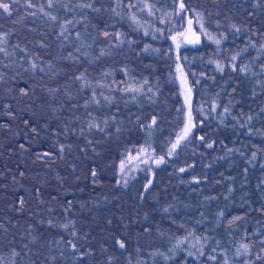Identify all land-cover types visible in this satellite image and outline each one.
Masks as SVG:
<instances>
[{
	"label": "trees",
	"instance_id": "1",
	"mask_svg": "<svg viewBox=\"0 0 264 264\" xmlns=\"http://www.w3.org/2000/svg\"><path fill=\"white\" fill-rule=\"evenodd\" d=\"M168 1L177 18L193 20L187 8L192 0ZM196 1L223 26L240 29L233 40V30L227 32L221 55L246 48L245 56L254 58L251 71L264 64L259 52L264 10L252 0H246L247 8L236 1ZM52 2L47 13L28 8L25 0L12 8L11 16L0 9V35L7 34L0 47L9 53H0V264H224L222 250L232 255L228 264H247L246 259L264 264L261 78L253 82L224 70V96L234 102V118L220 125L191 111L190 132L169 155L165 137L181 125L175 116L167 122L166 115L180 104L166 79L170 41L159 42L163 45L155 54L125 45L100 54L93 38L97 43L113 39L117 24L97 6H110L111 0H85L91 7L83 8L75 0ZM210 51L201 41L195 47L182 44L178 54L183 62L182 56L204 58ZM30 61L37 63L36 70ZM120 68L158 79L152 104L136 106L116 97L106 101L102 86L93 89L104 71L118 77ZM191 94L196 95L194 88ZM89 123L98 127L89 128ZM149 141L150 159L156 162L120 175L125 156ZM183 237L206 241L204 254L215 260L198 261L182 249L173 256L172 248ZM241 243L248 246V255L236 257ZM13 250L19 255L13 256Z\"/></svg>",
	"mask_w": 264,
	"mask_h": 264
},
{
	"label": "rangeland",
	"instance_id": "2",
	"mask_svg": "<svg viewBox=\"0 0 264 264\" xmlns=\"http://www.w3.org/2000/svg\"><path fill=\"white\" fill-rule=\"evenodd\" d=\"M75 1H77L78 5L86 4L85 0ZM223 1L230 4L232 1H236L237 3H241L240 6L243 8H247V5L245 4L246 0ZM252 1V5L264 10V0L263 2L257 0V3H255V0ZM30 2L33 5L31 9L47 13L45 10L48 8L49 0H44L42 4H40L41 1L34 4L32 3V0H30ZM97 7H102L104 12H107L116 20L117 24L113 39L108 38L102 43H97L96 39L93 38V43L98 48V53L100 54L108 51L110 47L113 48L122 45L135 50L136 53L139 52L140 49L143 53L152 52L155 54L157 52L156 48L163 45L159 42H162L164 39H168L170 41L171 58L170 62L168 61L170 70L168 69V72L166 73V79L170 80L172 85H174L180 104L176 106L175 110L169 111L166 115H168L167 122H171L175 119V116L181 120V125L177 131L172 130L166 135V139L164 140L166 142L165 146H167L166 151L171 149L178 136L184 134L186 125L190 124L192 128V125L194 124L192 116L189 121V114L186 108L185 100L186 96L191 93L192 88L195 89L196 94L193 97L192 112L200 118H213L221 125L224 119L234 118L231 114L234 102L229 100L231 98L228 99L224 96V86L227 82V77H224L223 74L224 70L233 72V66H235V72L238 71L241 75L249 76V80L255 82V77L259 76L264 82V74H261V65L258 66L256 70L250 71L247 74L239 71V69L245 65H247L251 70V64L249 62H254V58L250 59V57L245 56L244 50L246 48L241 49V47H239L236 52H232L226 57L221 55L224 54L221 48L222 44L227 39V32H229V30H233L230 32V40H233V38H237V31H235L231 25L226 24V26H223L213 13L207 9L204 10V8L201 7V3L199 1L192 0L188 4L187 8L190 15L193 17L191 24H189V21L183 22L182 19L176 17L177 15L174 7L168 0H111L110 6H107L105 2L103 6ZM197 13L202 14L199 17L200 22H198ZM122 22H125V25H122ZM201 24L203 25V31L201 30ZM62 25H64L68 31V23L63 22ZM188 29H190L192 36H196L195 43H192L189 39L187 32ZM62 31L63 29L61 28L60 33ZM65 32L66 31H63L64 36ZM91 39L89 40V46L91 44ZM217 39L220 40L219 45L215 43V40ZM201 41L202 43H206L210 46V54L204 58H184L182 56V61H184L181 62V57L178 54L181 45L186 44L188 46L195 47ZM259 52L264 54V50H260ZM259 52L256 51V54L259 55ZM237 53H239V55H237ZM234 55L236 56L235 61L232 60ZM164 56L165 60H167L166 53ZM217 63L224 65L222 72L217 70ZM119 72L121 76L115 77V71H104L103 80L99 79L98 81H95L92 85L93 89H96L97 86H102L104 88V98L106 101L116 97L122 102L137 104L136 106H139L140 103L152 104L154 102L160 85L156 77L132 75L124 68H120ZM253 73H255V75H253ZM257 81H259L258 78H256V83ZM128 89H139V91H129ZM93 101L97 102V99L93 97ZM213 103L217 105L215 111H213ZM225 107L229 109L227 113L224 112ZM97 123L99 122L97 121ZM150 124H153V120ZM151 144L152 143L149 141V143L141 146L137 151L133 152L134 154L128 153L120 165V175L121 172L128 173L131 169H135V166L139 167V165H148L149 163L154 164L156 159H150V157H154V153L152 151L153 145ZM159 158L160 157L157 159ZM179 241L183 242L178 243ZM206 243V241H202L197 238L183 237L175 243L172 248V254L173 256L178 255L176 252L182 249L186 251L187 256L198 258V261L210 262L213 259H210L209 257H212L213 255L209 256L204 254ZM241 245H244V243H241L239 247L235 249L236 257L248 255H237L238 250L240 253H243L244 251L241 248ZM190 252L192 255H189ZM201 252L203 255L200 254ZM219 252L223 256L224 260H229L230 257H232V255L224 250ZM245 261L247 264L250 263L247 259Z\"/></svg>",
	"mask_w": 264,
	"mask_h": 264
},
{
	"label": "snow or ice",
	"instance_id": "3",
	"mask_svg": "<svg viewBox=\"0 0 264 264\" xmlns=\"http://www.w3.org/2000/svg\"><path fill=\"white\" fill-rule=\"evenodd\" d=\"M18 3H20V0H0V9L3 10V13H7L9 16H11V15H12V8H13L16 4H18ZM26 4H27V7H28V8L33 7V5L31 4L30 0H26ZM79 6L82 7V8H83V7H91V5H89V4H80ZM48 7H49V8L53 7V2H52V0H49ZM180 8H181V10H184V9H185V5H184L183 2L180 4ZM0 14H2V13H0ZM32 15H34V13H32ZM196 15H197V17H198V22H200V21H199V17H200L202 14L197 13ZM51 19H52V20H55L56 17L52 16ZM66 23H71V21H68V22H66ZM189 24H191V20H189ZM61 28L63 29V31H67V29H66V27H65L64 25H61ZM232 28L235 29V31H237V32L240 31V29L237 28L235 25H232ZM201 30H202V31L204 30L202 24H201ZM63 31L61 32V35H63ZM5 35H7V34H5ZM5 35H0V45H3V44L6 42V41H5ZM105 35H107V34H105ZM77 39H79V33H77ZM215 43H216L217 45H219V44H220V40H219V39L215 40ZM42 46H43V45H42ZM253 46H255V45H253ZM16 47L19 48V45H16ZM20 50H21V51H26L25 49H22V48H21ZM260 50H264V44H261V45H260ZM0 53H4L5 56H8V55H9V53L6 51V49H5L4 47H0ZM102 54H103V53H102ZM237 55H239V53H237ZM232 60H233V61L236 60V56H235V55L232 57ZM30 63H31V68H32L33 70H36L37 67H38L37 63H36L35 61H30ZM260 67H261V74H264V64H261ZM216 68H217L218 71H221V72H222V71H223V68H224V65H222V64H220V63H217V64H216ZM40 70L43 71L42 68H41ZM233 70H234V71L236 70L235 66H233ZM239 71H240L241 73H245V74H247V73L250 72L251 70L249 69V67H248L247 65H245L244 67H241V68L239 69ZM253 75H255V73H253ZM82 77H83V74H81L80 76H77L76 79L79 80V79H82ZM261 83H262L261 81H257V84H258V85L261 84ZM128 90H129V91H136V92L139 91V89H128ZM233 91H235V89H234ZM25 94H26V92H25ZM254 95H255V90H254ZM216 107H217V105H216L215 103H213V111H215ZM228 111H229V109H228L227 107H225V108H224V112L227 113ZM262 111H264V109H262ZM251 119H252V117H249V118H248L249 122L251 121ZM190 120H191V114H189V121H190ZM153 123H155V119H153ZM242 126H243V125H242ZM88 127H89V128H93V127H98V126L95 125V124H93V123H89ZM149 127H151V125H149ZM101 130H102V129H101ZM190 130H191V126H190V124H189V125H186V127H185V129H184V134L181 135V136H178L176 142L172 145V147H171V149H170L169 155H171L173 152H175L176 148L180 145V142H181L182 140H184V139L187 138V135H188V133L190 132ZM201 139H203V137H201ZM21 147H23V145H22ZM208 147H212V145L209 144ZM63 150H64V147L61 146V152H63ZM44 155H49V154H48V153H44ZM254 158H255V153L253 154V159H254ZM162 162H163V160H159V161H157V163H162ZM262 166H264V165H262ZM180 171L183 172L184 169L182 168V169H180ZM95 175H96V173H95V171H93V176H95ZM22 204H23V201H21V205H22ZM50 223H51V222H50ZM73 235H75V233H73ZM182 242H183V241H179L178 243H182ZM69 243H70L71 246H72V250H73L74 252L77 251V247H76V245H75V244H72L71 241H69ZM117 243L119 244V247H120L121 249H123V248L125 247V244H124L123 242H121V241L118 240ZM262 245H264V242H262ZM241 248L244 250L243 253H240V251L238 250V251H237V255H240V254L247 255V254H248V246H247V245H241ZM261 250L264 251V247H262ZM200 254L203 255L202 252H201ZM17 255H19V253H17L15 250H13V256H17ZM189 255H192V253L190 252ZM209 258L215 260V257H214V256L209 257ZM261 258H262V257L257 256V259H261ZM224 264H228L227 259L224 260Z\"/></svg>",
	"mask_w": 264,
	"mask_h": 264
},
{
	"label": "water",
	"instance_id": "4",
	"mask_svg": "<svg viewBox=\"0 0 264 264\" xmlns=\"http://www.w3.org/2000/svg\"><path fill=\"white\" fill-rule=\"evenodd\" d=\"M188 32V37L189 39L191 40L192 43H195L196 42V36H192L191 34V31L190 29L187 30ZM186 108H187V111H188V114H191V111H192V102H193V96L192 94H188L186 96Z\"/></svg>",
	"mask_w": 264,
	"mask_h": 264
}]
</instances>
